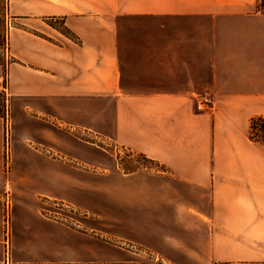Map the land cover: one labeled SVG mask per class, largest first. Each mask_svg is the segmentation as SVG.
<instances>
[{
  "label": "crops",
  "instance_id": "1",
  "mask_svg": "<svg viewBox=\"0 0 264 264\" xmlns=\"http://www.w3.org/2000/svg\"><path fill=\"white\" fill-rule=\"evenodd\" d=\"M5 35L0 264L9 192L13 264H264V0H8Z\"/></svg>",
  "mask_w": 264,
  "mask_h": 264
},
{
  "label": "built area",
  "instance_id": "2",
  "mask_svg": "<svg viewBox=\"0 0 264 264\" xmlns=\"http://www.w3.org/2000/svg\"><path fill=\"white\" fill-rule=\"evenodd\" d=\"M8 3V0H6ZM12 26L10 20H7V29ZM9 71L7 66L0 74V99L2 102L5 118V171L9 173L12 167V120L8 109V96H9ZM196 106L202 111H214L216 109V97L210 91H203L196 96ZM117 145H113L112 147ZM68 207L71 204L63 203ZM59 215H63L61 212ZM3 235L5 244V258L4 264H13L12 259V236H13V199L9 192L4 199V214H3Z\"/></svg>",
  "mask_w": 264,
  "mask_h": 264
},
{
  "label": "rangeland",
  "instance_id": "3",
  "mask_svg": "<svg viewBox=\"0 0 264 264\" xmlns=\"http://www.w3.org/2000/svg\"><path fill=\"white\" fill-rule=\"evenodd\" d=\"M6 0H0V56H2V47L5 43L6 35H5V9H6ZM10 23L14 25L15 23L10 20ZM58 24V23H56ZM262 124H264V120H257L255 123L254 128L252 129V132L254 135L262 138L264 136V132L262 131ZM102 144L101 142H99ZM109 149L112 150V152L118 157L120 163L126 168V170H135L138 168H145V167H151L158 163L155 161L146 158L144 155L140 153H136L126 147H122L120 145H117L116 147H110ZM56 200H49L47 207L48 209L56 210L58 212H61L63 215L60 216L64 219V221L69 222L71 224H74L76 220H72L71 216H77V213L86 211L85 209H82L80 207L75 208L74 205L72 207H68L63 202L55 203ZM52 215H56L53 211L47 212ZM76 214V215H75Z\"/></svg>",
  "mask_w": 264,
  "mask_h": 264
},
{
  "label": "trees",
  "instance_id": "4",
  "mask_svg": "<svg viewBox=\"0 0 264 264\" xmlns=\"http://www.w3.org/2000/svg\"><path fill=\"white\" fill-rule=\"evenodd\" d=\"M1 57V56H0ZM257 120H264V116H258V117H254L251 121V136L254 138V139H257V140H260L262 143H264V136H262V138L254 135V133L252 132V129L254 128L255 126V123ZM262 126V131L264 132V124L261 125ZM145 156V155H144ZM146 158H148L147 156H145Z\"/></svg>",
  "mask_w": 264,
  "mask_h": 264
}]
</instances>
